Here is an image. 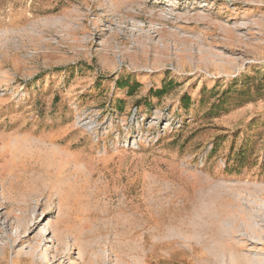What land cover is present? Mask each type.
<instances>
[{
  "label": "rangeland",
  "instance_id": "rangeland-1",
  "mask_svg": "<svg viewBox=\"0 0 264 264\" xmlns=\"http://www.w3.org/2000/svg\"><path fill=\"white\" fill-rule=\"evenodd\" d=\"M0 264H264V0H0Z\"/></svg>",
  "mask_w": 264,
  "mask_h": 264
}]
</instances>
